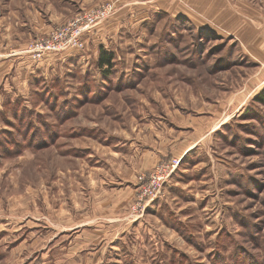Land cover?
<instances>
[{
	"label": "rangeland",
	"instance_id": "rangeland-1",
	"mask_svg": "<svg viewBox=\"0 0 264 264\" xmlns=\"http://www.w3.org/2000/svg\"><path fill=\"white\" fill-rule=\"evenodd\" d=\"M33 2L54 26L74 15ZM201 3L138 22L114 7L104 38L45 54L0 95V264H264V0ZM30 6L0 0V48L34 29ZM156 147L154 165L190 155L131 211L154 165L131 195L126 153Z\"/></svg>",
	"mask_w": 264,
	"mask_h": 264
},
{
	"label": "crops",
	"instance_id": "crops-1",
	"mask_svg": "<svg viewBox=\"0 0 264 264\" xmlns=\"http://www.w3.org/2000/svg\"><path fill=\"white\" fill-rule=\"evenodd\" d=\"M101 1L103 0H46L45 3L43 2V6L44 8L49 9V11H46L55 17L57 23H60L76 12L94 6ZM29 3L31 5L30 7L34 8L33 11L36 12L34 13V16L35 21L37 22L35 23L36 25L34 26V29H31V26L26 22H19V24L16 23L15 44L6 48H0V95L3 92L11 91L13 88L22 91L19 87H27L30 82L29 78L32 77L39 68L42 69L43 61L33 59L28 53L24 52L23 47L26 38L34 36L42 31H48L54 26V21L52 19L48 22L44 21L42 12H39L34 5L35 2L29 0ZM201 5V0H115V10H118V13L121 14H128L131 19L136 22H138L141 17V13H144L145 15L147 12L149 13L155 10L163 12L168 17L191 16L194 11L198 10H206L208 12V8L201 7ZM212 9L214 10L213 7L209 8V13L213 12H210ZM90 33L91 35L88 39L94 36L98 39H102L107 35V30L105 28L100 29L99 27L97 30H92ZM188 151L189 149L187 148L182 152L180 155L181 159L182 155L185 156V159L190 155L188 154ZM161 153L162 151L159 148L151 149V151L148 149H142L132 150L130 152V150H128L126 154L127 157L129 156V162L126 164V169L127 179H129L130 183L127 184L129 182L127 180V182L123 184V188L125 186L131 188L130 194L132 195L136 182V174L140 171L150 170L154 165L155 160L162 157ZM130 174H133L132 179L135 178L133 181L130 179ZM162 204H164V202H159L158 206ZM148 209L149 208H147V210ZM87 224L88 223L84 225Z\"/></svg>",
	"mask_w": 264,
	"mask_h": 264
},
{
	"label": "built area",
	"instance_id": "built-area-1",
	"mask_svg": "<svg viewBox=\"0 0 264 264\" xmlns=\"http://www.w3.org/2000/svg\"><path fill=\"white\" fill-rule=\"evenodd\" d=\"M114 7L115 0H104L84 8L62 25H55L45 36L35 37L27 44L24 52L37 60L51 51L64 47L82 48L84 37L98 22L106 18ZM180 161V157L170 156L168 159L155 163L150 171L138 174L137 191L130 206L131 211H142L147 203L158 195L164 183L176 171Z\"/></svg>",
	"mask_w": 264,
	"mask_h": 264
},
{
	"label": "trees",
	"instance_id": "trees-1",
	"mask_svg": "<svg viewBox=\"0 0 264 264\" xmlns=\"http://www.w3.org/2000/svg\"><path fill=\"white\" fill-rule=\"evenodd\" d=\"M112 58H113V54L111 51H108L102 46L99 48L97 63L101 67L107 65V68L104 70L107 73L109 71V68L112 67L113 65ZM256 99H259L260 101L264 100V88L257 94Z\"/></svg>",
	"mask_w": 264,
	"mask_h": 264
}]
</instances>
